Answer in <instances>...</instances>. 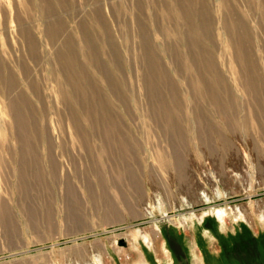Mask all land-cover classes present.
Returning <instances> with one entry per match:
<instances>
[{"label": "rangeland", "instance_id": "374dc122", "mask_svg": "<svg viewBox=\"0 0 264 264\" xmlns=\"http://www.w3.org/2000/svg\"><path fill=\"white\" fill-rule=\"evenodd\" d=\"M262 234L264 0H0V264H264Z\"/></svg>", "mask_w": 264, "mask_h": 264}, {"label": "trees", "instance_id": "16d2710c", "mask_svg": "<svg viewBox=\"0 0 264 264\" xmlns=\"http://www.w3.org/2000/svg\"><path fill=\"white\" fill-rule=\"evenodd\" d=\"M246 231V230H245ZM248 233H249V235H250V232H249V229L247 230V232L245 233H243L244 234V244H246L245 242L247 241L246 239H249V238H251V235L250 236H248ZM242 239V238H241ZM253 240H254V237L252 238ZM258 239V240H257ZM257 239H255L254 240V244H255V246H257L256 247V250L257 251H255V252H257V253H260V254H264V253H262L263 252V250H264V235L262 234L261 236H259ZM224 242H225V240H224ZM259 264H262L263 262L262 261H260V262H258Z\"/></svg>", "mask_w": 264, "mask_h": 264}, {"label": "water", "instance_id": "95a60500", "mask_svg": "<svg viewBox=\"0 0 264 264\" xmlns=\"http://www.w3.org/2000/svg\"><path fill=\"white\" fill-rule=\"evenodd\" d=\"M120 244H124V242L123 241H120Z\"/></svg>", "mask_w": 264, "mask_h": 264}]
</instances>
